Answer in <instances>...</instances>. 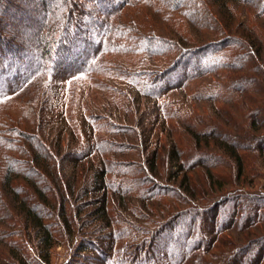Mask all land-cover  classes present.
<instances>
[{"label": "trees", "instance_id": "trees-1", "mask_svg": "<svg viewBox=\"0 0 264 264\" xmlns=\"http://www.w3.org/2000/svg\"><path fill=\"white\" fill-rule=\"evenodd\" d=\"M85 1L0 33V264H264V0Z\"/></svg>", "mask_w": 264, "mask_h": 264}, {"label": "rangeland", "instance_id": "rangeland-1", "mask_svg": "<svg viewBox=\"0 0 264 264\" xmlns=\"http://www.w3.org/2000/svg\"><path fill=\"white\" fill-rule=\"evenodd\" d=\"M40 0H0V33L6 37L5 41H9L13 47H15V50L17 55L15 56V59L19 61H23L22 65L24 66L21 75L26 73V71L30 68L28 65V69L25 67L26 63L31 60L32 55L34 59L38 60L37 54L35 52L34 48H37V44H39V33L41 29V24L45 20V17L42 14V8L38 4ZM86 6H84V11L82 8V12H78L76 15V19L74 20V25L76 24V20L80 21L81 26L83 27V32L85 31V39L87 37H91L93 40L96 37V34L99 33V31L102 29V25L97 24V20L101 22V24H104L100 19L102 17L99 9V4L97 5L95 0H87L84 2ZM82 7V6H81ZM85 23H83V22ZM101 28V29H100ZM104 28V26H103ZM71 31H74L72 28ZM84 40V38H83ZM81 40L77 39V43H74V39L70 42L75 44L72 47V50L74 52L82 53L84 48H89L88 42L85 40L82 45L80 44ZM4 42V41H3ZM7 42H5V45ZM36 46V47H35ZM3 47H5L3 45ZM17 48V49H16ZM5 53L6 49H4ZM23 57L21 58V56ZM208 60V56H205ZM64 55L58 57L59 62H61L60 69L61 71H64V69H67L70 67L69 63H67V60L64 62ZM6 60L3 61V63ZM63 61V62H62ZM1 66V65H0ZM4 68V65H3ZM2 68V69H3ZM57 71V70H56ZM111 84L112 82L109 81ZM124 89H126L124 87ZM106 98H100V103H105ZM112 112V114L110 113ZM104 111L102 112L104 115L110 116L109 119L116 120L119 122H125L122 121L123 118L116 117L117 114L114 111ZM113 113L115 115H113ZM141 121H147L150 122L148 118V114L144 113L141 115L140 118ZM132 123V122H131ZM10 241H13L17 246L20 247L21 240L20 238L11 237ZM4 249L3 245L0 246V251L2 252ZM160 249V248H159ZM163 249V248H162ZM159 253V252H157ZM12 256V255H11ZM85 258H77L75 259V264H105L104 259L102 256L98 253H88L84 256ZM67 259H70V255L64 248H58L55 250V258L53 259V264H66Z\"/></svg>", "mask_w": 264, "mask_h": 264}]
</instances>
